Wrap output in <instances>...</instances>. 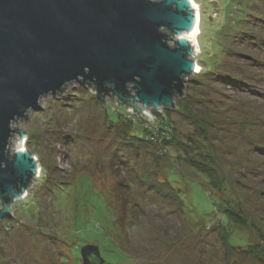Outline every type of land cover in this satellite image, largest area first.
<instances>
[{
    "label": "rangeland",
    "instance_id": "obj_1",
    "mask_svg": "<svg viewBox=\"0 0 264 264\" xmlns=\"http://www.w3.org/2000/svg\"><path fill=\"white\" fill-rule=\"evenodd\" d=\"M195 2L201 70L171 108L100 102L91 84L71 83L13 122L39 168L0 220V264H82L86 245L103 264H260L229 246L264 248V0ZM134 129L151 140L134 148ZM186 158L211 160L217 183Z\"/></svg>",
    "mask_w": 264,
    "mask_h": 264
},
{
    "label": "water",
    "instance_id": "obj_2",
    "mask_svg": "<svg viewBox=\"0 0 264 264\" xmlns=\"http://www.w3.org/2000/svg\"><path fill=\"white\" fill-rule=\"evenodd\" d=\"M196 18L188 0H0L2 223L8 202L38 169L13 122L71 83L91 84L100 102L102 93H111L134 110V101L144 109L171 108L184 78L198 68L193 45L184 40ZM15 132L18 142L11 154ZM80 252L82 264H103L96 246Z\"/></svg>",
    "mask_w": 264,
    "mask_h": 264
},
{
    "label": "trees",
    "instance_id": "obj_3",
    "mask_svg": "<svg viewBox=\"0 0 264 264\" xmlns=\"http://www.w3.org/2000/svg\"><path fill=\"white\" fill-rule=\"evenodd\" d=\"M126 95V94H125ZM124 95V96H125ZM107 114V118H106V122H108L109 125L114 124V122L111 120V118H109V114ZM110 114H113V116H116L117 118L119 117L118 114L111 112ZM155 117V116H154ZM127 128H130L129 126H127ZM162 127H159L158 129L160 130ZM137 130L134 129L132 131V134L130 133H126L128 134V136H130L131 140L136 142L132 143V146H134V148H138V143L139 144H144L146 142H148V140H151V135H143V137H137L133 134V132ZM167 130L164 132L165 136L161 142V144L167 145L170 143V135L167 134ZM147 136V137H146ZM145 140V141H144ZM205 158V157H204ZM206 159V158H205ZM202 159V161L198 160V161H194L191 158H186V160H189L190 165L193 167H195V169L200 170L202 173L204 172L205 176L211 181L215 180V182L217 181V174L215 173L214 167L211 164V160H205ZM217 183V182H216ZM156 185V184H155ZM157 187L156 192H159L161 195H164V198H166L168 201H171L173 204H175V202H179V206H180V200L178 198V192L176 191V187H173L170 185V187H167V182L163 181V182H159L157 180V185L154 186V188ZM175 199H178L177 201H175ZM228 215L227 218L233 223H238L240 225H244L246 222L245 220H243V218L236 212L228 210ZM233 244V243H232ZM232 249H236V252L238 253V255L243 256L244 258H246L245 256H249L252 261L256 260L258 261V263L260 264H264V248L263 246L257 244V245H253V246H247V247H243L240 244L234 243V245L229 246ZM240 253V254H239Z\"/></svg>",
    "mask_w": 264,
    "mask_h": 264
},
{
    "label": "bare ground",
    "instance_id": "obj_4",
    "mask_svg": "<svg viewBox=\"0 0 264 264\" xmlns=\"http://www.w3.org/2000/svg\"><path fill=\"white\" fill-rule=\"evenodd\" d=\"M188 1L190 2L191 6L193 7V9H194V11L196 13V16H197L196 19L197 20H196L195 25H194V27L192 29L193 30L192 31V34L190 35V34L184 33V40L188 41L190 43V45H193V50L195 52H198L199 51V47H198V44L199 43L197 42V38L201 34V30H200V23H201V19H200V7L195 2V0H188ZM197 65H198V68H197V71L196 72H199L201 70V67H200L199 64H197ZM16 145H14V151H15ZM24 149H25V141H24Z\"/></svg>",
    "mask_w": 264,
    "mask_h": 264
}]
</instances>
